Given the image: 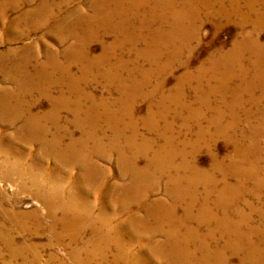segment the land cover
I'll return each instance as SVG.
<instances>
[{
  "label": "bare ground",
  "instance_id": "6f19581e",
  "mask_svg": "<svg viewBox=\"0 0 264 264\" xmlns=\"http://www.w3.org/2000/svg\"><path fill=\"white\" fill-rule=\"evenodd\" d=\"M225 1L189 0L183 5L184 10L176 0H99L92 16L78 18L73 23L68 22L67 17L57 21L54 28L57 34L66 29L65 36L59 38L60 43H64L65 38H76L84 23L92 25V29L96 27L103 42L114 35V41L104 46L98 62L108 66L100 75L107 88L116 85L117 97L113 103L117 109L110 108V105L101 109L93 103L84 108L81 99L84 97L90 102L93 96L85 94L87 96L81 97V91L69 88L68 92L74 94L77 103L75 116L82 118L83 136L79 141L71 139L72 142L64 148V128L58 124V113L68 108L69 101L65 98L66 92H62L56 98V104L62 101L65 104L54 106V111L48 115L56 118L57 132L53 144H43L46 150L59 162L80 165L85 182L90 186L100 174L96 158L104 153L116 154L119 176L129 181L125 186L113 185L111 190L120 192L121 197L115 203L122 210L158 193L161 181L166 194V198L154 200L144 207L147 215L141 224L134 222V215L128 216L131 225L115 224L112 227L113 219L103 213L92 219L89 217L92 207L76 204L73 198L64 202L56 189L52 212L63 214L64 233L55 230L58 219L53 214L49 215L54 219L48 231L56 241H61L63 235L69 237L76 246L70 253L76 264L96 261L110 264L109 254L114 247L118 254L114 255L113 264H136V257L129 255L136 235L127 232L128 238H133L121 239L123 230L120 228L123 227H126L124 231H142L149 239L151 237L147 234L150 233L153 238L165 235L161 240L150 241L147 248L149 253L171 264H264V43L257 38L263 16L255 8L257 0H250L247 10L240 7L241 0H231L228 4ZM200 5L211 11L215 6L219 7L215 15L223 16L226 21L240 16L242 27L251 17H256L254 28L237 38L231 50L221 52L192 73L189 70L191 42L198 30L187 22ZM39 10L41 15L45 14L49 10L47 3L43 10ZM46 17L42 18L43 21ZM137 21L140 23L136 24ZM191 28L195 29L194 35L190 34ZM77 43L84 44V41L78 39ZM139 45H142L141 50ZM124 46L135 55L133 68H129L122 56H116L117 50ZM76 48L69 47L67 55L71 62H80L86 72L94 60L88 57L87 60H74L72 55H75ZM184 54L187 58L182 63L180 59ZM53 65L57 73L60 71L64 75L57 60H53ZM177 66H183L187 71L177 79L175 89L167 93L166 79L162 77L164 70L172 72ZM191 80L199 82L200 107L197 109L191 107L183 94V85ZM140 100L149 104L143 126L151 135L155 134V138L141 134L139 122L134 119ZM206 112L211 115L206 118L208 126L205 127L202 120ZM184 114L188 117H184L182 130L176 136L173 134L174 121ZM102 117L107 118L110 130L114 131L109 143L104 141L106 130L100 125ZM227 117L230 120H226ZM191 122H195L198 140L189 142L183 132L193 130ZM160 127H163L162 131H159ZM207 134H210V142H205ZM199 139L204 140L205 146L202 147ZM218 139L231 144L234 154L225 158L213 155L210 169L204 170L196 161L197 155L204 147L211 151ZM91 142L93 146L90 147ZM78 145L84 150L77 149ZM154 147L157 149L153 150ZM149 148L153 150L151 154ZM4 166L6 162L1 161L0 168ZM32 177L39 187L37 179ZM2 205L0 201V208ZM3 214L7 220L5 223L13 225L19 220L16 221L15 216L12 219L6 212ZM42 225L41 221L36 222V235ZM16 226L29 230L24 223ZM115 228L121 232L113 241L110 236L116 232ZM87 229L92 230L88 245L83 241ZM83 254L86 260L82 258Z\"/></svg>",
  "mask_w": 264,
  "mask_h": 264
},
{
  "label": "rangeland",
  "instance_id": "374dc122",
  "mask_svg": "<svg viewBox=\"0 0 264 264\" xmlns=\"http://www.w3.org/2000/svg\"><path fill=\"white\" fill-rule=\"evenodd\" d=\"M176 1L186 10L183 5L189 0ZM230 1L225 2L228 4ZM249 1L241 0L240 7L247 10ZM45 3L49 7V10L46 11L47 14L45 13L47 17L45 14L41 15L39 10L40 8L43 10ZM98 3L99 0H0V162H6V166L0 168V201L3 203L2 208H0V264H76L70 254L76 246L69 237L63 235L61 241H56V238L48 231L54 219L50 217L53 214L58 219L55 230L61 234L64 233V226L61 222L63 214L60 211L57 214L52 212L53 207L51 205L53 199L57 197L55 195L57 192H59L58 197L61 196L64 202L73 198L76 204L92 207L93 210L89 216L92 219L101 213L109 219H113L111 220L112 227L115 224H130L129 217L134 215L136 216L134 222L139 221L141 224L147 215V212L143 210L144 207L154 200L166 198L163 189L165 186L161 181L158 193L122 210L115 203L119 200L117 198L121 197L120 192L117 193L114 190L111 192V190L113 185L125 186L129 181L119 176L120 170L116 154L106 155L104 153L103 156L96 158L100 174L96 184L90 186L85 182L84 170L80 165L59 162L43 145L54 142L57 132L56 118H51L48 115L54 111V106L62 107L65 104L64 101L56 104V98L64 91L66 92L65 98L69 101L68 108L62 109L58 113V124L64 128L62 129V135H65L64 148H67L72 140L79 141L83 136L82 128H80L82 118L75 116L77 103L74 102V94L68 92L69 88H76L75 91L77 89L81 91L83 94L81 97L87 96L85 94L93 96L90 102L84 97L81 99L84 108L93 103V105H99L101 109L109 105L110 108L117 109L113 103L117 97L116 85L107 88L105 80L100 75L108 66L98 62L104 46L114 41V35L107 37L103 42L104 40L97 28L92 29V25L87 26L84 23L78 29L76 38H73L75 36L67 40L65 38L64 43H60V39L66 34V29H64V33L59 31L58 34L54 29L57 21L63 17H67L68 22L73 23L78 18L92 16ZM256 6V10L263 16V25L257 38L261 43H264V0H257ZM178 7L177 9L180 10ZM217 8L215 6L211 11L200 5L195 10V15L191 16L193 19L190 18L191 20L189 19L187 22L190 26L194 24L192 27L198 30L191 42L189 70L192 73L201 66L210 63L211 59L217 57L221 52L231 50L237 38L244 36L254 28L255 15L242 27L240 16H235L231 21H226L223 16L215 15ZM44 17H46L45 22L42 19ZM134 23L135 21L131 24ZM193 30L191 28L190 34L194 33ZM78 39L83 40L84 44H78ZM71 46L73 48L77 46L75 55H72L74 60H84L86 57L94 60L88 71L85 72L84 66L80 62L70 61L71 58L67 55V50ZM124 47L117 50L116 56H122L129 68H133L135 55L133 52L132 54L129 52L128 46ZM138 48L141 50L142 45H139ZM186 58V54H184L180 61L183 63ZM54 59L62 66L61 72L64 71V75L60 74V71L56 72L53 65ZM140 63L143 61L141 60ZM67 68L69 69L67 70ZM173 69L174 71L168 73L165 69L162 76L166 79L164 80L167 93L175 89L177 79L182 78L187 71L183 66H177ZM198 84L199 82L191 80L187 85L186 83L183 85L185 100L192 104L191 107L194 109L200 107L197 95ZM244 99L247 100L248 97H244ZM148 105L147 102L140 100L135 109L134 119L139 122L141 134L155 138L156 135H151L143 126ZM117 112L119 115V110ZM240 113L242 114V112ZM210 115L211 113L207 112L204 114L202 121L205 127L208 126L206 118H209ZM186 116L184 114L182 118L175 119L173 134L176 136L179 135V130H182L183 119ZM226 120H230V118L227 117ZM100 125L106 130L104 141L109 143L114 131L110 130L108 126L110 123L107 122L106 117H102ZM194 125L195 122H191L190 126L193 130L189 129V131L184 130L183 132L186 133L185 136L189 142L198 140ZM241 128H243V124ZM162 130L163 127H160L159 131ZM203 139H199L202 142V147L205 146ZM209 139L210 134H207L205 142ZM89 146H93V143L91 142ZM76 148L84 150L80 145ZM155 149L157 147L153 148V150ZM149 150L151 154L152 148ZM215 154L220 158L231 156L234 154V147L227 141L218 139L211 151L206 147L201 149L196 161L204 170H209ZM179 161L177 160L178 163ZM143 163L145 164V162ZM32 176L37 179L36 182L39 183V187L34 184L35 180L33 181ZM45 200L48 202L45 203ZM5 212L12 219L15 216L16 221L19 220L13 225L10 222L5 223L7 221L3 214ZM37 221H41L43 227L36 235ZM18 223H24L25 228L29 230L16 226ZM125 228H120L123 230L121 239L128 241L133 238L132 236L128 238L127 232L130 234L134 232L133 235H136V239H133L132 243L129 242L132 245L129 255L136 257V264H171L167 260L152 255L147 248L150 241L161 240L165 235L153 238L151 236L153 233H150L147 234L151 237L149 239L146 233L142 231L136 232L126 229L125 232ZM115 230L116 232L110 236L113 241L117 238L115 235L121 232L117 228ZM91 232L90 229L85 230L83 241L86 245L90 243L92 238ZM194 247L195 249L198 248ZM117 254L118 250L114 247L109 254L110 264H113L114 255ZM82 258L86 260L85 254L82 255ZM92 264L100 263L96 261Z\"/></svg>",
  "mask_w": 264,
  "mask_h": 264
}]
</instances>
